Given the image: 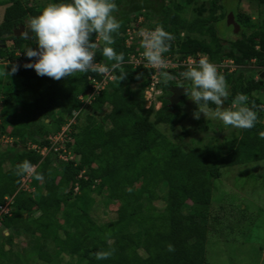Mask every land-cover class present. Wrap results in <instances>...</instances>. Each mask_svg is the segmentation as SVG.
<instances>
[{
  "label": "trees",
  "instance_id": "16d2710c",
  "mask_svg": "<svg viewBox=\"0 0 264 264\" xmlns=\"http://www.w3.org/2000/svg\"><path fill=\"white\" fill-rule=\"evenodd\" d=\"M114 2L118 6L115 15L122 26L118 34H113L114 44L106 45L102 40L96 49V60L111 68L115 61H106L102 56L103 47L111 46L117 53H124L122 67L128 75L120 81L116 78L119 71L113 73L114 80L88 110L81 97L92 90L90 75L97 74L75 73L56 81L24 67L34 62L27 58L25 51L37 49L38 45L35 38L29 41L16 37L14 31L27 26L28 20L41 14L46 5L31 0H0V6L7 5L0 24V62L7 63V74L13 65L18 66V71L8 77L18 78L21 83L19 88L12 85L5 93L2 108L3 133L19 142L15 141L7 157H0V207L5 205L6 197H14L11 215L2 219L4 241L0 243V263L10 259L8 254L13 249L7 250L6 246L15 243V235L5 236L4 231L23 229L34 240L25 254L34 251L47 264H65L64 256L72 258L66 264H212L207 260V243L214 181L222 178L226 168L264 160V139L259 136L264 132V95H261L264 80L255 79L264 69V20L248 35V26L254 25L253 21L250 15L237 10L234 14L241 26V38L229 41L230 50L225 53L227 47L219 37L217 25L228 19L230 12L220 0L212 2L208 17L193 20L184 16L192 0H172L171 5H166L165 0ZM219 10H222L220 14ZM142 11L147 13L141 15ZM201 12L204 13V8ZM141 16L155 22L152 30L163 26L175 37L167 52L173 57L178 55L183 60L206 54L210 62L234 60L236 71L230 73L227 69L222 73L230 87L224 102L231 107L238 93L247 95L248 106L253 103L257 106L254 111L259 123L250 130L239 129L238 134L223 142L189 151L171 141L159 126H176L183 118L179 112L186 103L184 96L172 108V88L191 85L176 79L167 85L161 82L163 94L159 100L163 106L157 110L155 103L148 105L144 95L154 70L144 66L135 68L130 63L131 55L143 48L136 42L131 47L126 43L129 29H141V25L133 24ZM184 32L188 34L185 38ZM95 39L94 34L93 42ZM186 70L187 67H180L166 72L178 77ZM138 83L144 93L141 99L133 88ZM29 94L34 95L31 103L24 100ZM208 106L217 107L211 102ZM105 107L111 110L100 120L96 114ZM29 111L39 114L38 125L20 122ZM75 111H80V115L72 126L73 139L67 143L73 158L65 161L58 156L63 151L55 152L51 148L48 136L59 132ZM47 119L53 122L50 125L54 129L49 128ZM30 143L49 149L47 155L33 149ZM6 158L12 166L4 172ZM24 161L37 167L31 182L35 192L21 190L27 172L18 174V165ZM40 184H44L45 192ZM163 186H166L164 197L160 191ZM97 196L104 197L107 207L119 204L115 220L101 223L94 219L92 208ZM162 199L166 205L160 211L154 202ZM169 244L174 246V251H168ZM111 249L115 250L111 258L96 259L95 253Z\"/></svg>",
  "mask_w": 264,
  "mask_h": 264
},
{
  "label": "rangeland",
  "instance_id": "374dc122",
  "mask_svg": "<svg viewBox=\"0 0 264 264\" xmlns=\"http://www.w3.org/2000/svg\"><path fill=\"white\" fill-rule=\"evenodd\" d=\"M140 1L146 3L148 0ZM151 1L152 0H150V2ZM176 1L184 2L187 0ZM213 1L214 0H192V3L187 8L184 16L190 20L199 16L208 17ZM31 2L39 5H47L50 3L49 0H31ZM171 2L172 0H165L166 5H171ZM220 3L224 5L227 12L236 13L238 10L241 13L250 15L253 21L252 24L254 25L250 24L248 26V35H250L253 30L257 29V24H259V22L264 20V3L260 0H220ZM6 7L7 5L0 6V24L4 19ZM202 8H204V13L201 12ZM221 12L222 10H219L218 14ZM145 13L147 12L142 11L141 15H145ZM150 14L151 17H155L154 13L150 12ZM138 21H140L143 28L147 30H151L155 23L153 20H145L144 16H141ZM138 23L134 21L133 24L138 25ZM217 28L219 37L227 47L224 50L226 53L230 50L229 41H235L241 38V29L238 33H235V29L228 24V19L221 21L217 25ZM187 36L188 34L185 32L182 34L183 38ZM101 44L102 40L98 41V46ZM174 58H176L175 60H178L180 59V56L177 55ZM3 63L5 62H0L1 109L4 107L5 93L11 89L12 85L19 88V85L21 84L18 78L12 79L8 77L7 67ZM258 78L260 79L257 75L255 79L259 80ZM176 80L181 83L189 82L191 85L190 81L183 80L180 75L176 77ZM227 85L228 91H230L229 84L227 83ZM14 87L13 89H15ZM133 88L137 97L141 99L142 95H144L141 89V83L135 84ZM262 94L264 95V92H261V95ZM157 95H160L159 92L158 94L152 92L150 97H148V105L153 102L156 105V109H159L162 105L159 104L158 99H156ZM33 97V94H29V98L24 100L31 103ZM185 97L186 103L179 112V117L181 115L183 116L182 120H179L174 127L169 125L159 126V129L166 134L171 141L180 144L184 150L189 151L199 146H205L209 143L223 142L226 139L233 137L234 134H238L239 129L224 125L222 121L212 114L215 109H212L209 106L208 107L211 111L207 119L203 114H201L199 120L195 119L193 113L198 110V106L188 96L185 95ZM231 107L227 106L225 102L223 103V108ZM28 109L31 110V107ZM87 109L90 110L91 108ZM110 110V107H105L102 111L97 112V118L102 120ZM22 112V109H20V113ZM37 116L39 117V114L35 111H32V113L29 111V114L26 113V116L21 118L20 122L23 125L26 123H29L30 125L32 124L33 126L34 123L38 125ZM46 122L49 123L50 127H48L50 129L55 128L50 125L53 123L52 121L47 119ZM29 135L30 134H28V136ZM17 140L18 139H16V141ZM12 145V143L0 144L1 158L7 157L8 151L12 148ZM29 145L33 146L34 144L30 143ZM13 154L12 156H15ZM5 160L6 161L2 166L4 172L11 169L12 166L9 158H6ZM30 185L28 183L26 189L29 188L28 191L35 192V188H32ZM40 187L42 191L45 192L44 184H40ZM160 191L164 197L166 186H163ZM41 193L42 192L39 194ZM212 197L213 201L209 217V227L211 232L207 243V260L212 264H264V160L224 169L222 178L214 181ZM154 205L162 211L164 210L166 203L164 199H162L154 202ZM118 207V203H115L110 207L105 206L104 197L97 196L96 203L92 208V215L98 222H109L118 217ZM0 229V243H2L4 241L2 236L3 233L1 232L2 226H0ZM10 233L15 235V243L13 246L7 245L6 249L10 250L12 247L13 253L8 254V258L10 257V259H7V261H3L0 264H26L28 261L30 262L29 264H47L40 261L34 251L30 254H25L27 251L26 249L31 248L34 243L31 234H28L23 229L4 231L5 236H8ZM46 250L50 251V246L49 248L47 247ZM19 254H22V256ZM23 255L25 256L23 257ZM24 259H26V261H24ZM71 260L72 258L70 256H64L65 264ZM55 264H60V262Z\"/></svg>",
  "mask_w": 264,
  "mask_h": 264
},
{
  "label": "clouds",
  "instance_id": "9594fccd",
  "mask_svg": "<svg viewBox=\"0 0 264 264\" xmlns=\"http://www.w3.org/2000/svg\"><path fill=\"white\" fill-rule=\"evenodd\" d=\"M116 12L118 6L114 0H71L69 3H49L41 14L28 20L27 28L34 34L38 48H28L25 51L27 58L34 59V62L25 64L24 67L34 69L40 77L47 76L56 81L71 77L75 73L110 75L117 70L119 75L116 78L120 81L125 80L128 73L122 67L125 60L124 53H117L111 46L103 47L102 56L106 61H115L111 64V68L105 62L97 63L95 60L98 41L103 40L106 45L115 43L113 34H118L122 26V22L115 15ZM94 34L95 42H93ZM25 35L27 36V32ZM137 35L141 38L140 46L144 49L142 57L146 61L145 67L156 70L154 78L158 75L165 85L176 79L171 73L163 71L168 66L164 54L169 52L170 42L175 37L165 31L163 26H157L154 30L142 28ZM197 55L199 59L190 58L187 70L179 74L183 80L191 82V87L181 88L186 89L185 95L198 106L193 117L199 120L203 114L207 119L211 111L208 105L211 102L217 106L212 114L224 125L244 130L254 128L259 123L257 112L254 111L257 106L253 103L249 107V97L238 93L232 102V107L223 108V103L230 94L226 78L218 71L217 66L209 61L208 55ZM17 71L18 66L13 65L11 73L8 74ZM262 72L264 71L261 70L258 74L259 77ZM159 101L162 103L161 100ZM259 136L264 139V132H260ZM13 139L15 142L16 139ZM32 167L29 161H24L18 165V174L29 172ZM108 243L111 245L112 241L109 239ZM167 249L175 250L171 244ZM114 251V249L98 251L95 257L97 260L109 259Z\"/></svg>",
  "mask_w": 264,
  "mask_h": 264
},
{
  "label": "built area",
  "instance_id": "2783aa9c",
  "mask_svg": "<svg viewBox=\"0 0 264 264\" xmlns=\"http://www.w3.org/2000/svg\"><path fill=\"white\" fill-rule=\"evenodd\" d=\"M138 22H139L138 24L141 25V29H142L143 28L142 23L140 21H138ZM139 30L140 29H138L137 27H135L134 29L128 30V38L126 41L128 47H131V45L134 42L140 44L141 38L137 35ZM143 51H144V49L140 50L138 54L131 55L130 63L133 64L135 68H139V66L145 67L146 61L142 57ZM164 57L168 61V66L165 69H163V71L178 69L180 67H187V63L189 62L190 58L192 60H198L199 59V56L197 55V56H188L187 58H185L183 60H181V59L175 60L176 58H174L172 56V54H169V53L168 54L165 53ZM95 60H96V58H95ZM96 62L99 63V61H97V60H96ZM255 62L256 61L253 60V63H255ZM214 64L217 66L218 71L222 72V73H224L227 69H229L230 73L235 72L237 69V65L235 64L234 60L228 59L222 63H214ZM145 68L152 69L151 67H145ZM152 70H154V69H152ZM262 71H264V69H262ZM155 72H156V70H154V73ZM258 77H259V75H258ZM89 80H90V83L92 85V90L90 91V93L81 97V99L86 104L85 107H87V108L90 107L94 103V101L96 100V97L98 95H100L108 87V85L111 81L114 80V74L113 73H111L110 75H99V74H97V76L90 75ZM160 83H161V78L158 75H156L154 78V74H153L151 77V84L149 87H147V89L145 91V95H144L145 99L148 102H149L148 97H150L152 92L157 93V94L159 92L160 95L159 96L157 95V97H156V99H158V101H159V97L162 95V90L159 87ZM159 104L162 105V103L160 101H159ZM79 115H80V111H75L71 117H68L67 124L64 125L59 132L51 134L48 136V139L52 143L51 148L54 149L55 152L63 151L58 155L59 158L62 160L69 161L70 159L73 158V155L71 153H69V151L67 149V143H69L73 139L71 136L72 126L77 123ZM2 121H3L2 109L0 108V144L1 143H7V144L12 143L13 144L14 139L9 137L7 134L3 133ZM31 147L33 149H36L39 152H41V154L44 156H46L48 151H49V149L39 148L37 145H33ZM36 168H37L36 166H33L31 168V170L29 172H27V174L25 175V177L22 180L21 190H25V191L29 190V188L26 189V187L28 186V183H29V185L31 184L32 175L34 174ZM30 186L32 188H34L32 185H30ZM76 190H78V189L76 188ZM31 192H33V191H31ZM13 200H14V197H6L5 205L0 207V224H1L0 226H2L3 217L7 214L11 215V213H12L11 204H12Z\"/></svg>",
  "mask_w": 264,
  "mask_h": 264
},
{
  "label": "water",
  "instance_id": "95a60500",
  "mask_svg": "<svg viewBox=\"0 0 264 264\" xmlns=\"http://www.w3.org/2000/svg\"><path fill=\"white\" fill-rule=\"evenodd\" d=\"M228 24L233 26L235 29V33H238L241 29L240 24L236 21V17L234 13H230L228 16ZM27 32V36L25 33ZM14 36L16 37H25L29 41L34 40V34L31 32L27 26H21L20 28L14 31ZM5 47V45H4ZM260 78L264 80V72L261 73ZM185 86H175L172 88L173 96L171 97V106L174 108L185 96L186 89L181 88ZM188 88V87H185Z\"/></svg>",
  "mask_w": 264,
  "mask_h": 264
},
{
  "label": "crops",
  "instance_id": "0c3cea01",
  "mask_svg": "<svg viewBox=\"0 0 264 264\" xmlns=\"http://www.w3.org/2000/svg\"><path fill=\"white\" fill-rule=\"evenodd\" d=\"M7 67V63H3Z\"/></svg>",
  "mask_w": 264,
  "mask_h": 264
},
{
  "label": "flooded vegetation",
  "instance_id": "af4514ba",
  "mask_svg": "<svg viewBox=\"0 0 264 264\" xmlns=\"http://www.w3.org/2000/svg\"><path fill=\"white\" fill-rule=\"evenodd\" d=\"M230 27L234 28L233 26H230ZM169 54H171V53H169Z\"/></svg>",
  "mask_w": 264,
  "mask_h": 264
}]
</instances>
